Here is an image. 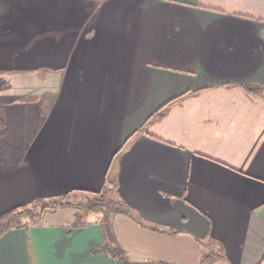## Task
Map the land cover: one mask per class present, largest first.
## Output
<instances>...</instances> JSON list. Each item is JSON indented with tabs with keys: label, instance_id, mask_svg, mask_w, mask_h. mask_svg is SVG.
Returning <instances> with one entry per match:
<instances>
[{
	"label": "crops",
	"instance_id": "crops-1",
	"mask_svg": "<svg viewBox=\"0 0 264 264\" xmlns=\"http://www.w3.org/2000/svg\"><path fill=\"white\" fill-rule=\"evenodd\" d=\"M76 192L132 262L264 264V0H0V212ZM75 215L0 264H125Z\"/></svg>",
	"mask_w": 264,
	"mask_h": 264
},
{
	"label": "trees",
	"instance_id": "trees-1",
	"mask_svg": "<svg viewBox=\"0 0 264 264\" xmlns=\"http://www.w3.org/2000/svg\"><path fill=\"white\" fill-rule=\"evenodd\" d=\"M179 98H173L160 106L157 110H155L145 121L147 124L149 121L158 119L162 116L164 110L168 105H171L177 102ZM89 194H93V192H88ZM98 197L96 198H89L85 199L83 203H79V205L68 204L65 201L66 195H63L61 199H53L50 201H46L43 199H37L27 204L16 205L10 207L8 209L3 210L0 212V236L3 235L5 232L20 228L25 226L28 222L37 223L39 222L44 214L49 211H53L60 207H66L71 205L79 209L80 214L77 215V221L75 220V224L81 225L84 223L87 214L93 213L95 215L100 216V222L105 227V234L111 243L110 253L125 264H143L132 262L128 259L127 254L125 251L115 245V238L110 232V229L107 226L108 220L107 215L112 214V216L122 213L132 217L128 208H125L123 205L119 204L117 201L113 200L110 195L105 193H96ZM95 195V194H94ZM111 204H115L116 206H111ZM84 213V214H83ZM83 215V216H82ZM82 217V218H80ZM81 219V220H80ZM113 243V244H112Z\"/></svg>",
	"mask_w": 264,
	"mask_h": 264
},
{
	"label": "rangeland",
	"instance_id": "rangeland-1",
	"mask_svg": "<svg viewBox=\"0 0 264 264\" xmlns=\"http://www.w3.org/2000/svg\"><path fill=\"white\" fill-rule=\"evenodd\" d=\"M88 197L89 198H96V197H98V194H89V193H78V192H76V193H73V194H70V195H67L65 198H63V199H65V201H67L68 202V204H73V205H79V203H83L84 202V200L85 199H88ZM60 199H61V197H59ZM59 198H57L58 200H59ZM51 200H53V199H51ZM111 206L113 207V206H116L115 204H111ZM75 212V219H74V221L76 220L77 221V215L78 214H80L81 215V213H80V211H79V209H77L76 207H73V206H71V205H68V206H66V207H64L63 209H61L60 211H57V214L56 215H50L49 213L46 215V216H44V219H49L50 218V216H51V218H55V219H57V218H60V217H65L66 215H69V214H71V212ZM84 214V213H83ZM91 214H93V213H90V215ZM89 214H87V216H88ZM83 216V215H82ZM86 216V217H87ZM97 215H95V214H93L90 218H92V219H100V216H97V217H99V218H97L96 217ZM80 218H82V217H80ZM81 220V219H80ZM107 220H108V223H107V226H108V228L110 229V232L112 233V234H114V232L116 231L115 230V223L113 222V216H112V214H109V215H107ZM118 244V243H117ZM116 244V245H117ZM121 244V243H120ZM120 244H118L117 246L118 247H120ZM121 248V247H120ZM208 250H211L212 251V249H208ZM207 250V251H208ZM213 255H214V251H213ZM134 256L132 255V258H133ZM132 260V259H131ZM206 260L209 262V264H216L215 263V256H212V258H211V255H209V253H208V255H207V257H206ZM136 262V261H135ZM140 263H143V264H153L152 263V261L151 260H146V261H143V262H140Z\"/></svg>",
	"mask_w": 264,
	"mask_h": 264
}]
</instances>
